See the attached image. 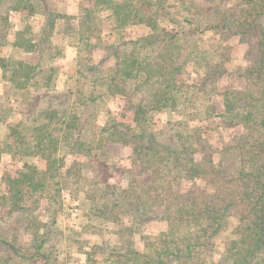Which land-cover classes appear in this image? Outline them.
<instances>
[{"label": "trees", "instance_id": "16d2710c", "mask_svg": "<svg viewBox=\"0 0 264 264\" xmlns=\"http://www.w3.org/2000/svg\"><path fill=\"white\" fill-rule=\"evenodd\" d=\"M11 13H26L39 23L25 20L23 29L12 31ZM263 18L264 0H80L77 14L45 0H0V72L4 87L13 92V97L0 96V122L18 116L5 124L0 159L22 162L17 175L1 176L0 206L7 210L0 220V249L19 260L58 264L48 231L56 218L39 223L33 214L37 197L28 200L39 194L50 212L62 187L49 192L46 180L65 174L78 178L95 149L116 143L131 147L133 165L151 180L139 183L131 170L125 187L99 185L94 191L95 199L111 196L119 240L92 246L83 253V264H264ZM128 26L147 31L100 44L103 29ZM208 32L217 35L214 45L203 39ZM67 35L77 36L75 77L59 89L54 67L43 61L58 58L53 39ZM225 38L249 47L250 64L234 73L243 81L240 87L218 84L225 73L218 42ZM21 53L37 54L38 62L25 61ZM188 64L198 80L181 83L178 77ZM110 94L128 101L134 125L113 113L97 122ZM185 112L241 128L233 147H227L238 157L234 173H223L215 162L201 126L170 119L171 113ZM67 157L74 160L69 168ZM35 160L44 161V168ZM77 181L69 191L80 188ZM95 199L90 197L92 203ZM98 210L97 216H104L101 206ZM116 213L127 216L130 226ZM231 219L236 220L233 236L215 254L214 240ZM154 221L165 223L166 230L142 236L141 250L135 248L132 236Z\"/></svg>", "mask_w": 264, "mask_h": 264}, {"label": "rangeland", "instance_id": "374dc122", "mask_svg": "<svg viewBox=\"0 0 264 264\" xmlns=\"http://www.w3.org/2000/svg\"><path fill=\"white\" fill-rule=\"evenodd\" d=\"M50 3L54 8L59 11L66 12L69 10L71 14H77V7L80 0H45ZM171 2V1H170ZM166 3V2H165ZM27 13V12H26ZM26 13H11L10 14V25L12 26V31L18 29H23L25 26V20L32 24L39 23V20L33 22V17H27ZM264 22V18H263ZM172 27V26H170ZM61 27V32L63 33ZM146 29L140 26H128L122 30H109L103 29L102 32V43L105 42H118L123 39H131L137 37L142 33H146ZM10 33L11 30H10ZM33 33L35 31L33 30ZM217 35L212 33H206L203 37L205 43L208 45H214ZM10 38L12 36H9ZM77 36H65V39H56L53 41L59 49L60 54L58 58L54 61L44 60V65H51L55 70L56 78V88L63 89L67 85L71 84L72 78H74L73 66L74 59L77 56L76 48L72 45L76 43ZM220 47V60L225 69V73L222 77H219L218 84L220 88L223 86H242V80L236 78L234 73L238 70L246 68L250 64V55H248L249 47L245 43H241L237 38L232 39H221L218 42ZM1 53L6 54V49H2ZM100 52L96 51V58H99ZM19 57L25 61L36 64L38 62V56L35 53H21ZM181 83H190L197 81V76L192 73V66L188 64L183 74L178 77ZM7 95L13 97V92L7 89L3 85L0 72V96L6 98ZM102 116L98 119V123L105 122L106 114L113 113L117 116V119L126 122L130 125L133 123V114L130 110L128 101L125 98L119 97L118 95H111L107 97V102L103 104ZM184 115H177L176 113H171L170 119L185 120L191 125L201 126L204 132V136L207 138L208 142L211 144L212 148L215 150V155L213 158L215 162L221 164L223 173L232 174L236 171L238 167V157L232 148L235 144V136L241 132V128H224L220 119L204 120L201 113L196 112H185ZM157 116L155 117V120ZM10 120V121H9ZM18 121V116L8 117L7 122L13 123ZM158 121V119H157ZM0 122V136L4 138L7 133V123ZM161 121L156 122L159 126ZM226 148V149H225ZM223 151V152H219ZM94 156L88 157L82 162V173L77 178L75 175L63 177L50 180L46 182L49 184L48 191L52 192V189L57 187H62V190L57 194L58 202L54 207L50 208V212L47 210V200L40 199L39 194L34 196L28 203L33 202L35 197H37V202L35 201L33 207L35 208L33 214L39 223H47L52 221L55 216V225L48 224V231L52 232L51 239L49 240L50 246L55 254V258L58 264H83L84 263V252H88L90 248L94 245H101L103 242L118 243V238L116 235L117 223L111 220V196H107L104 200L95 199L94 191H98L99 185H111L119 184L122 187L126 186V177L129 175V171H133L137 174L139 183L148 182L151 180L149 173L139 172L138 168L133 165L134 156L132 154L131 147L116 144L107 143V145L101 146L94 150ZM73 158L67 157L64 161V167H71L73 164ZM36 165L41 170L44 168V161L35 160ZM22 162L18 160H13L9 156H3L0 159V180L3 173H8L10 175H17V172L21 169ZM67 179V180H66ZM76 179H78V187L76 190L69 191L68 189L75 188ZM58 181L59 184H56ZM60 181V182H59ZM184 184L188 185L187 181ZM2 185L0 184V195H2ZM111 191V189H110ZM93 193V194H92ZM94 197V203L91 202L90 197ZM44 195H41L43 197ZM40 199V200H39ZM39 200V201H38ZM60 201V202H59ZM104 201H106L107 208H104ZM38 203V204H37ZM60 204V205H59ZM91 205L92 209L91 210ZM93 206L95 208H93ZM104 209V216L98 215V207ZM6 208L0 206V220L4 219L6 216ZM55 210V212H54ZM93 211V212H92ZM158 211H161L158 209ZM96 213V215L94 214ZM118 214L119 219L126 226H130V219L124 214ZM236 224L235 219H231L228 225V229L223 233L222 236L215 238L214 242L216 245L215 254L221 253L224 249V244L233 235L230 234L231 229ZM42 227V226H41ZM43 228V227H42ZM167 225L160 221L151 222L143 226L138 233L132 236L133 245L135 248L141 250L143 246V238L145 235H155L159 232L165 231ZM27 237L23 240L25 241ZM32 250H29V254ZM0 264H39V262L34 260H19L12 256L11 253H6L4 250L0 249Z\"/></svg>", "mask_w": 264, "mask_h": 264}]
</instances>
